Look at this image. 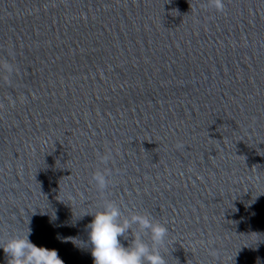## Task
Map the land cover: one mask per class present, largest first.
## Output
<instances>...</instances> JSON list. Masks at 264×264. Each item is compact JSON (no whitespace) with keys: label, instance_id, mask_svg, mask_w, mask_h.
<instances>
[{"label":"water","instance_id":"1","mask_svg":"<svg viewBox=\"0 0 264 264\" xmlns=\"http://www.w3.org/2000/svg\"><path fill=\"white\" fill-rule=\"evenodd\" d=\"M224 3L0 0V244L93 264L112 148L106 196L167 227V264H264V0Z\"/></svg>","mask_w":264,"mask_h":264},{"label":"clouds","instance_id":"2","mask_svg":"<svg viewBox=\"0 0 264 264\" xmlns=\"http://www.w3.org/2000/svg\"><path fill=\"white\" fill-rule=\"evenodd\" d=\"M207 6L219 13L225 10L224 0H207ZM176 147L182 149L183 144L178 143ZM114 158L112 148H106L103 153L97 152L98 167L90 178L102 202V210L84 214L93 217L86 226L93 264H167L162 254L168 242L167 227L146 213L128 211L125 214L126 205L107 198L106 192L113 177V170L108 165ZM29 235L30 229L0 244L7 264H64L56 250L37 247L30 242ZM121 237L129 240L127 247L121 243Z\"/></svg>","mask_w":264,"mask_h":264}]
</instances>
